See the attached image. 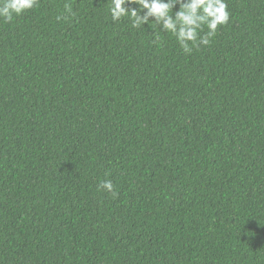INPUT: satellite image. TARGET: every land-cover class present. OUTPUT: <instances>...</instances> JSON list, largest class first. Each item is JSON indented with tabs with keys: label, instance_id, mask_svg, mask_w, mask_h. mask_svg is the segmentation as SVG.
Returning <instances> with one entry per match:
<instances>
[{
	"label": "trees",
	"instance_id": "obj_1",
	"mask_svg": "<svg viewBox=\"0 0 264 264\" xmlns=\"http://www.w3.org/2000/svg\"><path fill=\"white\" fill-rule=\"evenodd\" d=\"M110 4L0 18V264H264V0L190 54Z\"/></svg>",
	"mask_w": 264,
	"mask_h": 264
},
{
	"label": "clouds",
	"instance_id": "obj_2",
	"mask_svg": "<svg viewBox=\"0 0 264 264\" xmlns=\"http://www.w3.org/2000/svg\"><path fill=\"white\" fill-rule=\"evenodd\" d=\"M37 7L39 0H0V18L11 21L14 14L19 16ZM64 8L68 14L65 19L75 15L70 4L66 3ZM109 13L113 21L128 18L133 28L146 23L153 28L152 22H155L162 31L173 34L181 48L189 54L201 44L208 45L218 27L226 25L231 15L227 0H111ZM205 25L208 31L201 36ZM99 188L117 195L110 179L102 181Z\"/></svg>",
	"mask_w": 264,
	"mask_h": 264
}]
</instances>
